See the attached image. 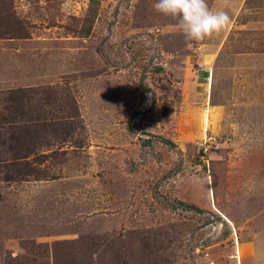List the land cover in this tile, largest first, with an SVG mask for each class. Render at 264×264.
Wrapping results in <instances>:
<instances>
[{"label": "rangeland", "instance_id": "374dc122", "mask_svg": "<svg viewBox=\"0 0 264 264\" xmlns=\"http://www.w3.org/2000/svg\"><path fill=\"white\" fill-rule=\"evenodd\" d=\"M156 2L0 0V264H264V1Z\"/></svg>", "mask_w": 264, "mask_h": 264}, {"label": "clouds", "instance_id": "9594fccd", "mask_svg": "<svg viewBox=\"0 0 264 264\" xmlns=\"http://www.w3.org/2000/svg\"><path fill=\"white\" fill-rule=\"evenodd\" d=\"M154 9L174 19L185 38L203 41L226 30L231 23L230 0H220V7L212 9L207 0H157Z\"/></svg>", "mask_w": 264, "mask_h": 264}, {"label": "crops", "instance_id": "0c3cea01", "mask_svg": "<svg viewBox=\"0 0 264 264\" xmlns=\"http://www.w3.org/2000/svg\"><path fill=\"white\" fill-rule=\"evenodd\" d=\"M262 1H264V0H262Z\"/></svg>", "mask_w": 264, "mask_h": 264}]
</instances>
